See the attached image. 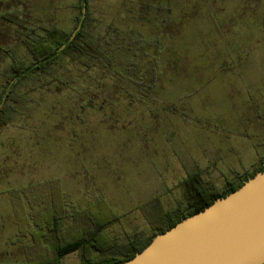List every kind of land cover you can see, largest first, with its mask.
Masks as SVG:
<instances>
[{"label": "rangeland", "instance_id": "374dc122", "mask_svg": "<svg viewBox=\"0 0 264 264\" xmlns=\"http://www.w3.org/2000/svg\"><path fill=\"white\" fill-rule=\"evenodd\" d=\"M135 1L89 0L88 9L96 34L116 27L123 54L110 53L121 76L141 81L155 69L147 97L116 93L114 72L67 63L60 73L71 88L35 87L27 120L0 126V264L40 260L90 228L91 216L118 220L103 231L110 243L146 238L148 218L184 202L186 174L199 171L220 190L264 163V0ZM76 4L0 0V14L68 32ZM25 32L0 19V71L4 51L25 56ZM52 216L62 241L49 239ZM39 232L48 241H31ZM78 261L74 252L61 264Z\"/></svg>", "mask_w": 264, "mask_h": 264}, {"label": "trees", "instance_id": "16d2710c", "mask_svg": "<svg viewBox=\"0 0 264 264\" xmlns=\"http://www.w3.org/2000/svg\"><path fill=\"white\" fill-rule=\"evenodd\" d=\"M88 2L89 0H85V14L82 18V0H77V4L73 6L77 10L74 25L68 32L59 31L56 26L43 22L39 25H32L21 19L17 13L15 15L0 14V19L26 31L23 42L27 54L22 59L13 51H4L9 62L7 67L0 71V102L3 101L0 108V126L10 124L17 116H23V121L27 120L33 110L31 105L33 98L29 92H34L35 87L44 91L49 90L48 87L52 84L55 85L51 87L55 89L53 91L71 88L68 83L72 80L68 77V73H60V69L67 71V63L82 67L84 70L101 68L106 73L118 74L119 77L110 79L113 80L112 86L119 90H116V93L122 91L127 96H131L130 98L132 96L136 98L134 95H137L142 99L152 92L156 80L154 68H151L148 71L150 74L145 76L147 83L143 82L144 77L140 78L141 81L137 80L136 73L128 77L121 76V73L117 71L111 53L115 56L123 54L121 51L123 47L119 45L117 49L113 42L112 36L116 34V27L110 25V33L107 35L96 34V21L90 17ZM150 2H144L145 8H148ZM135 3H143V0H136ZM148 10L151 11V8ZM145 15L148 16V12L143 16L135 17L143 22ZM25 24L31 27L28 28ZM133 44L130 43L126 49L135 48ZM38 61H41L38 66L29 68ZM136 64L137 62L131 65L136 66ZM22 87L26 89L23 92ZM263 168L264 163L259 165V162H256L250 171L236 174L231 181L225 182L220 190L210 182L212 181L210 178L204 180L199 171L186 174L178 183L184 202L173 211L172 215L158 212L152 215V219L148 218L152 230L150 236L129 240L124 245L110 243L106 241L103 231L118 220L101 222L91 216L90 228L76 233L69 241L52 246L48 249L47 256L27 264H61V259L65 255L74 252L78 254V264H123L133 258L135 253L142 251L155 234L162 233L183 218L202 211L215 199L223 198L239 188L244 181L253 177L257 172H261ZM159 222L162 225H158ZM59 225V218L52 216L50 223L47 224L51 241H62L59 236ZM42 233L31 235V241H48L47 235ZM44 248L47 249V246Z\"/></svg>", "mask_w": 264, "mask_h": 264}, {"label": "water", "instance_id": "95a60500", "mask_svg": "<svg viewBox=\"0 0 264 264\" xmlns=\"http://www.w3.org/2000/svg\"><path fill=\"white\" fill-rule=\"evenodd\" d=\"M123 264H264V168L202 211L155 234Z\"/></svg>", "mask_w": 264, "mask_h": 264}]
</instances>
